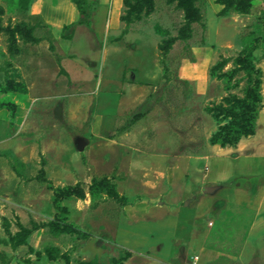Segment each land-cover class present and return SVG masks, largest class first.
<instances>
[{
  "label": "rangeland",
  "instance_id": "374dc122",
  "mask_svg": "<svg viewBox=\"0 0 264 264\" xmlns=\"http://www.w3.org/2000/svg\"><path fill=\"white\" fill-rule=\"evenodd\" d=\"M250 1H195L183 39L180 0H133L129 24L125 0H0V85L21 86L0 89L16 104L0 109V264H264V0ZM252 88L253 132L213 144L225 98Z\"/></svg>",
  "mask_w": 264,
  "mask_h": 264
},
{
  "label": "trees",
  "instance_id": "16d2710c",
  "mask_svg": "<svg viewBox=\"0 0 264 264\" xmlns=\"http://www.w3.org/2000/svg\"><path fill=\"white\" fill-rule=\"evenodd\" d=\"M136 1H137V3L135 5L140 7L139 5H142V0H136ZM195 1H198V0H188L187 3H185L184 0H180V5L186 9V17H187V22H186L184 28H182V30H181V37L183 39L189 38L190 34H188V31L191 30V23L194 21H199L202 18L199 9L196 6H194ZM221 1L224 4V10L230 9L236 5L239 7L241 12L247 13L250 11V8L246 4V3L249 4L251 2L250 0H221ZM19 2L22 5H24L25 3H28L27 5L30 6L31 0H28L26 2L24 0H19ZM73 2L76 3V5L78 6L79 9H81L80 8L81 0H73ZM125 3L128 7V10H127V13L121 17V19L123 21H125L126 24H129L132 21L131 17L133 15V13L135 12L136 8H135V5L133 4V0H125ZM27 5L26 6L24 5V6L27 7ZM1 28H2V26H0V29ZM12 31H10V34H11V36L15 37V33ZM169 49H170V46H167L163 50L165 52H167ZM237 59L238 60L242 59V56H239ZM230 60H231L230 58H222L221 61H219L216 65H214L212 67V72L216 73V72L222 70L230 62ZM16 76H19V74H16ZM8 84H9L8 86H4V87H2V85H0V89L3 88V90H14V91L21 90V86L15 80H9ZM253 90H254V88H252L251 93H247V95L244 99L239 100L235 96H233V98L232 97H226L225 98V102L227 104H233L234 105V107L232 108V109H234L233 118L231 119V121H229L227 126L220 128L222 134L217 133V134H215V136L213 135V138H214L213 144L218 143L219 140H221L220 142L222 145H226L227 142H231V140H232L231 137L234 136L233 134L235 132H240L241 131L240 126L246 125L244 123H249L248 124L249 128H248V130L246 129L245 132H248V131H250V133L253 132L252 126H253V124H255V116L253 115L252 112H250L248 117L246 118V115L248 114V112L253 109L254 101L256 100L255 98L257 97V95L254 94ZM15 107H16V104L14 102H12L11 100H5L0 104V109L1 108L14 109ZM236 107H239L238 111H237ZM80 193L81 192H79V194ZM29 234H30L29 231H27L25 233L19 232L16 236V244L17 245L26 244V241H27Z\"/></svg>",
  "mask_w": 264,
  "mask_h": 264
},
{
  "label": "crops",
  "instance_id": "0c3cea01",
  "mask_svg": "<svg viewBox=\"0 0 264 264\" xmlns=\"http://www.w3.org/2000/svg\"><path fill=\"white\" fill-rule=\"evenodd\" d=\"M42 10V14H43V16H44V18L46 17V19H47V21H51L49 18H48V14H47V12L49 11V8L45 5V3L42 5V8H41ZM134 72V71H133ZM138 118H140V115L138 114V112H136L135 114H133V116H132V118L130 119V122H129V124H134V123H136L137 122V120H138ZM130 126V125H129ZM127 131L125 132V134L126 135H128V133L127 132H130V127L128 128V129H126ZM135 152V151H134ZM167 155V154H166ZM146 157H148V158H150V159H148V160H146L145 159V161H147V163H148V161H150V163L151 164H153V162L151 161V156H146ZM185 159V158H184ZM168 164L167 165H171L172 164V162L171 161H168L167 162ZM187 164H188V161H187ZM152 166V165H151ZM178 166V165H177ZM168 169L170 168V166L169 167H167ZM174 177V176H173Z\"/></svg>",
  "mask_w": 264,
  "mask_h": 264
},
{
  "label": "water",
  "instance_id": "95a60500",
  "mask_svg": "<svg viewBox=\"0 0 264 264\" xmlns=\"http://www.w3.org/2000/svg\"><path fill=\"white\" fill-rule=\"evenodd\" d=\"M78 148H79V150H83L84 149V142L83 141H80L78 143Z\"/></svg>",
  "mask_w": 264,
  "mask_h": 264
}]
</instances>
